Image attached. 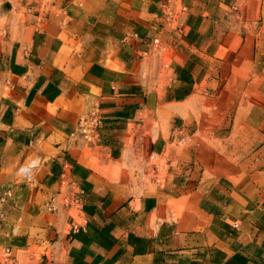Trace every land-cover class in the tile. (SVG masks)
<instances>
[{
    "label": "crops",
    "instance_id": "obj_1",
    "mask_svg": "<svg viewBox=\"0 0 264 264\" xmlns=\"http://www.w3.org/2000/svg\"><path fill=\"white\" fill-rule=\"evenodd\" d=\"M159 1L62 0L0 56V264H264V0H181L173 31ZM198 93L247 136L234 173L175 163L152 132L157 111ZM93 107L102 127L85 155L70 139ZM169 151L179 170L156 192L117 171L126 152ZM59 191L70 206L47 210Z\"/></svg>",
    "mask_w": 264,
    "mask_h": 264
},
{
    "label": "rangeland",
    "instance_id": "obj_2",
    "mask_svg": "<svg viewBox=\"0 0 264 264\" xmlns=\"http://www.w3.org/2000/svg\"><path fill=\"white\" fill-rule=\"evenodd\" d=\"M169 1L171 0H160L159 5L166 28L173 31L179 26L177 18L181 10V0L168 3ZM61 2L62 0H0V56L8 55L19 48L24 35L32 30L36 17L40 16L42 20L48 13H57ZM171 11L173 19L169 20ZM164 46L166 49L162 65L165 63L170 67L168 47L166 44ZM145 73V78L147 75L152 76L147 72V66ZM169 75L170 70L162 68L161 77L168 78ZM1 89L0 86V98H4L5 94H1ZM149 123L154 136L162 137L169 144V148L177 150L175 163L181 161L180 159L187 162L195 159L199 165L205 167L206 176L234 173L240 169L239 162L249 155V152L243 150V145L248 144L247 136L239 132V121L224 111V104L220 102L219 96L198 93L188 101L170 104L165 110L157 111ZM70 140L73 143L78 142L77 126ZM155 140L157 143V139ZM83 146L84 154L90 155L93 151L90 145L83 143ZM128 153L120 158L121 162L116 168L117 171L127 174L133 190L137 193L143 190L156 192L161 185L162 188L165 187L164 179L167 175L179 170L178 164L174 170H170L167 165V157L171 151L167 152L166 158L160 157L159 152L137 157ZM63 196L59 194L50 198L45 208L49 210L47 205L53 200L57 210L61 211L67 207L63 203ZM3 255L4 253L1 256Z\"/></svg>",
    "mask_w": 264,
    "mask_h": 264
},
{
    "label": "built area",
    "instance_id": "obj_3",
    "mask_svg": "<svg viewBox=\"0 0 264 264\" xmlns=\"http://www.w3.org/2000/svg\"><path fill=\"white\" fill-rule=\"evenodd\" d=\"M171 1H169L168 3H171ZM173 1H177V0H173ZM166 5H169V4H166ZM172 14H173V11H171L170 17H168L169 20L173 19ZM165 49L166 47L164 46V44H162L158 39H155L153 40L149 55H151L152 57L159 56L160 59L162 60L165 54ZM165 67H166V64L163 63V68ZM101 127H102V119L100 118L98 109L93 107L86 114L80 116L77 121L78 138L85 144H88L90 146L94 145V143L99 138ZM68 184L69 182L67 181V177L65 173H63L60 176V185L62 187H66ZM59 194H62V191H59L58 195ZM62 198H63L62 200H63L64 205L70 206L71 200L66 195H64ZM55 205L56 204L54 203V201L50 200L47 206L49 210L57 211V208Z\"/></svg>",
    "mask_w": 264,
    "mask_h": 264
}]
</instances>
